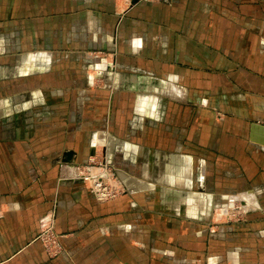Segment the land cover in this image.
<instances>
[{"label": "crops", "instance_id": "crops-1", "mask_svg": "<svg viewBox=\"0 0 264 264\" xmlns=\"http://www.w3.org/2000/svg\"><path fill=\"white\" fill-rule=\"evenodd\" d=\"M59 54L33 92L0 93V264H264V0H54ZM98 153L114 201L78 178ZM235 203L241 222L216 221Z\"/></svg>", "mask_w": 264, "mask_h": 264}, {"label": "rangeland", "instance_id": "rangeland-1", "mask_svg": "<svg viewBox=\"0 0 264 264\" xmlns=\"http://www.w3.org/2000/svg\"><path fill=\"white\" fill-rule=\"evenodd\" d=\"M129 4H131L130 0ZM2 24L6 32H1L4 34L0 36V68L3 70L2 73L0 71V93H8L14 89L17 90L18 86L21 89L27 88V92H33L36 80L32 78L41 76V74L46 72L54 73V61L66 64L72 63L71 61H73V59L74 61H93L92 59L98 61L100 59L99 56L94 53L80 54L78 55L79 57L73 59L70 56L68 57L67 54L54 55V0H0V25ZM42 52L50 54L48 62L45 64V68L41 67L44 63L35 62L36 64L33 71L28 73L30 75L26 76L27 79L31 80L17 82V80L24 79L20 78L16 79L18 85H9L8 83L2 84L4 80L1 79L10 78L12 80L15 77H19V64L27 61L30 54ZM75 72H78V70H75ZM107 74V72L106 75L102 72V77H109ZM37 88H42V86H37ZM43 88L50 89L51 87ZM103 166L106 167L105 170H107V172L110 171L115 175L114 179L116 181L114 182L119 185L118 188L124 193V186L120 183L118 178V173H120V171L116 169L113 163L111 164L108 162L105 155L100 153L94 154L87 164L77 167L78 178L82 183L87 184V189L89 191L91 189L90 183L86 177L103 172ZM240 168L241 167H239V169ZM221 177L223 176L221 175ZM114 182L109 181L107 186L114 189ZM220 183L222 189H226L227 184L225 182ZM90 194L93 196L91 192ZM121 196L122 194L105 201H99L96 197H93L96 202L104 203L114 201ZM217 215L216 221L218 220V222L221 223H232L241 222L243 213L240 206L235 203L233 208L228 207L220 209ZM50 226H52L51 232L48 230ZM60 237L61 236L53 231L52 222L49 220L42 224L37 239L42 243L48 256L56 258L63 251L59 242ZM46 248L48 251H46Z\"/></svg>", "mask_w": 264, "mask_h": 264}, {"label": "built area", "instance_id": "built-area-1", "mask_svg": "<svg viewBox=\"0 0 264 264\" xmlns=\"http://www.w3.org/2000/svg\"><path fill=\"white\" fill-rule=\"evenodd\" d=\"M133 1V0H130ZM137 2H149V1H158V0H135ZM104 169L102 170L103 172L95 174V175H90L86 177L89 180L90 183V192L93 194L94 197H96L99 201H105L107 199H113L121 194H123V191H121L118 186L114 181L115 175L111 173L110 171L107 172L106 167L103 166ZM113 181L115 184V188H109L108 182ZM112 185V184H111ZM49 221V220H48ZM48 230L51 232L52 231V226L48 228ZM42 237V236H41ZM46 251L48 249L46 248Z\"/></svg>", "mask_w": 264, "mask_h": 264}, {"label": "water", "instance_id": "water-1", "mask_svg": "<svg viewBox=\"0 0 264 264\" xmlns=\"http://www.w3.org/2000/svg\"><path fill=\"white\" fill-rule=\"evenodd\" d=\"M137 1H131V4H136ZM249 141L258 146L264 147V126L258 125L256 123L250 124L249 129Z\"/></svg>", "mask_w": 264, "mask_h": 264}]
</instances>
